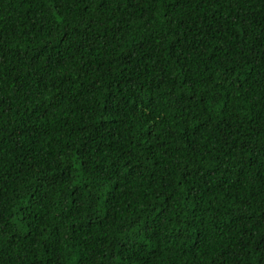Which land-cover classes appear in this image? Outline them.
Returning <instances> with one entry per match:
<instances>
[{
    "label": "trees",
    "instance_id": "trees-1",
    "mask_svg": "<svg viewBox=\"0 0 264 264\" xmlns=\"http://www.w3.org/2000/svg\"><path fill=\"white\" fill-rule=\"evenodd\" d=\"M0 264H264V0H0Z\"/></svg>",
    "mask_w": 264,
    "mask_h": 264
}]
</instances>
